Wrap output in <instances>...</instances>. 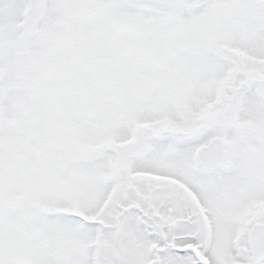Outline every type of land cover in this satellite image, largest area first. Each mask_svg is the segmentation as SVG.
Segmentation results:
<instances>
[{"label":"snow or ice","instance_id":"snow-or-ice-1","mask_svg":"<svg viewBox=\"0 0 264 264\" xmlns=\"http://www.w3.org/2000/svg\"><path fill=\"white\" fill-rule=\"evenodd\" d=\"M0 264H264V0H0Z\"/></svg>","mask_w":264,"mask_h":264}]
</instances>
